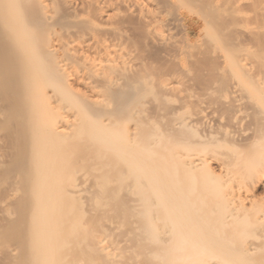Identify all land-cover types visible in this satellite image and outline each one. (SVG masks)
Here are the masks:
<instances>
[{
    "label": "bare ground",
    "instance_id": "6f19581e",
    "mask_svg": "<svg viewBox=\"0 0 264 264\" xmlns=\"http://www.w3.org/2000/svg\"><path fill=\"white\" fill-rule=\"evenodd\" d=\"M210 1L223 6L218 14L231 17L233 25L253 18L243 8L256 0H206ZM50 2L0 0V93L14 98L13 102L22 109V118L14 129L12 124H4L6 136L20 137L23 142L15 141L18 147L32 150L40 145L33 149L36 157L31 164L32 197L26 208L32 212L28 231L36 254L33 262L25 260L23 264L82 262V252L68 256L63 235L68 225L65 223L73 217L72 207L65 205L63 199L82 191L80 184L65 181L73 171L66 140L72 136L86 140L82 151L96 147L94 157L113 175L114 184L120 182L125 170H131L135 180L144 182L136 190L137 202L128 207L143 213L142 230L151 247L146 256L149 264H264V87L247 81L253 65L246 63V54L224 44L223 36L220 38V33L213 31L215 28L209 30L208 35L223 46L220 57L224 64L241 81L245 80L232 90L238 115L253 119L252 125L244 129L247 138H231L241 141L239 147L231 148L210 135L194 132L190 121L178 116L172 118L168 130L173 133H156L145 128V122L150 120L139 115L142 104L138 94L121 99L120 79L136 58L120 45L117 37L91 40L83 35H68L53 39L50 35L52 39L47 37L49 41L44 47L42 42L41 50L36 46L33 49V31L39 20L31 12L30 26H22L23 20L19 23L18 19L28 8L46 12ZM128 4L154 37L165 42L169 35L159 21L157 6L151 0H128ZM96 5L97 18L105 22L101 29L114 31L110 4L100 0ZM256 10L261 24L242 31L255 42H264V4ZM200 44L195 46L200 48ZM71 60L76 63L78 82L83 88L82 95L76 98L68 96V85L60 82ZM260 79L264 77L257 76L255 81L261 83ZM47 87L54 91L55 100L49 99ZM244 91L252 98L245 96ZM246 99L252 111L243 107ZM254 108L260 114L255 115ZM129 121L137 123L127 132L132 142L124 146L112 141L125 133L124 126ZM154 133L158 138H149ZM224 134L228 131L224 130ZM188 137L197 141L209 139L202 147L189 145L181 149L179 143ZM162 140L168 144L161 145ZM188 177L195 181L189 184ZM122 204L120 207L126 210ZM25 243L20 236H14L10 254ZM97 244L105 247L102 239Z\"/></svg>",
    "mask_w": 264,
    "mask_h": 264
},
{
    "label": "rangeland",
    "instance_id": "374dc122",
    "mask_svg": "<svg viewBox=\"0 0 264 264\" xmlns=\"http://www.w3.org/2000/svg\"><path fill=\"white\" fill-rule=\"evenodd\" d=\"M65 1L51 0L46 12L38 11L36 7L33 11L32 8L23 11L22 18H19L20 21L18 19L19 23L23 20L22 26H27L30 22V12L39 20L36 21L38 26L35 23L33 44L31 40L29 42L33 49L36 46L41 50L42 42L44 47L53 37L62 39L68 35L72 38L83 35L90 39L93 37V40L104 36L117 37L120 45L130 50L136 58L132 68L120 79L121 99L132 94L140 96L142 106L139 115L150 120L145 122L146 130L169 132L172 118L178 116L189 120L194 132L206 134L207 137L210 135L219 144L231 148L239 147L241 142L231 138H247L244 129L252 125L253 119L238 115L232 91L234 85L243 84L245 80L241 81L224 64L220 57L223 46L212 39L208 32L215 28L213 31L220 33L219 37L223 36L220 38L224 44L233 51L245 53L246 63L253 65L247 81L254 82L259 88L264 87V79H260L261 83L255 81L257 76L264 77V42H255L242 31L261 24L262 20L256 9L258 5L264 4V0H256L254 4L244 6V11L251 13L253 18L236 25L232 24L228 15L225 14V17L224 14H218L223 6L216 1L151 0L157 6L158 15L161 14L159 21L162 26L165 25L163 28L169 35V40L167 37L165 42H159L154 37L138 12L128 4V0H101L110 4L109 12L114 27V31L110 32L101 29L105 22L100 21L96 15V2L100 0ZM68 3L74 8H70ZM30 24L32 23L28 26ZM197 42H201L200 48L195 46ZM70 62L60 82L68 85L67 95L76 98L82 95L83 88L78 82L76 63L73 60ZM46 92L51 95V101L55 100L51 87H47ZM2 94L0 93V240L3 242L0 243V264H23L25 260L33 262L36 254V247L33 246L28 231L32 212L26 208L30 207L29 199L32 197L34 172L31 164L36 157L33 149L40 145L37 144L31 150L15 144V141L23 142L19 141L20 137L7 138L4 124H12L14 129L22 118V109L13 102L14 98ZM246 94L252 98L250 93L244 91L245 96ZM243 107L252 111L247 99ZM253 110L255 115L260 114L258 109ZM136 125L134 121L127 122L124 126L125 133L119 138H112V141L129 145L132 138H128L127 132ZM224 130L228 131L227 135ZM156 133L149 138H158ZM173 137H167L166 140L170 142ZM205 139L197 141V138H184L178 146L181 149H187L189 145L202 147L209 138ZM66 140L67 156L73 171L68 173L65 181L80 184L82 189L75 196L63 199L65 205L72 207L73 214L63 229V232H67L63 235L68 256L82 252L81 264H149L150 260L146 256L150 254L151 247L142 230L143 213L128 207L137 202L136 190L144 182L135 180L131 170H125L120 182L114 184L113 175L94 157L97 155L95 146L89 152L82 151L86 144L84 138L72 136ZM166 140H162L163 144H160H168ZM193 181L194 177L187 178L189 184ZM120 199L122 203L125 202L123 204L126 210L120 207ZM68 229H71L70 232ZM16 235L26 243L11 255L9 249L13 248ZM98 239L103 240L104 248L98 246ZM142 246L146 249L143 250Z\"/></svg>",
    "mask_w": 264,
    "mask_h": 264
}]
</instances>
